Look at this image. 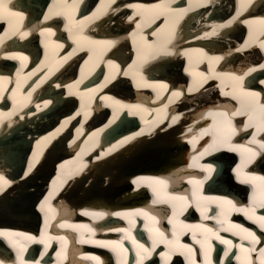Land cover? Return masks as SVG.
Masks as SVG:
<instances>
[{
	"label": "bare ground",
	"instance_id": "obj_1",
	"mask_svg": "<svg viewBox=\"0 0 264 264\" xmlns=\"http://www.w3.org/2000/svg\"><path fill=\"white\" fill-rule=\"evenodd\" d=\"M4 3L6 10L0 14V176L5 175L0 180V264H14L2 256L7 254L3 248L14 250L17 245L20 254L22 245L37 241L35 230H39L31 227L38 211L43 234L51 224L48 212L62 214L72 207L80 215L101 218L102 212L121 202L114 216L125 214L126 227L118 223L103 232L113 236H84L76 246L79 236L51 232L50 236L61 239L52 264H79L73 261L76 258L94 264L98 257L81 251L82 245L121 247L128 257L139 254L147 247L130 246L136 229L130 220L144 215L154 219L151 212L161 202L171 207L168 223H179V229L173 226L180 240L176 250L193 245L190 241L196 238L199 246L200 242L206 246L216 240V247L221 243L217 254L226 244L221 254L230 252L231 259L229 250H241L238 254L244 258L264 257L254 243H246L252 239H247L248 232L255 237L260 232L234 217L242 212L263 230L260 217L264 215L257 213L258 206L246 205L232 218L225 210L221 222L212 208L232 195L209 193L218 186L248 192L247 185L257 176L253 168L250 176L240 173V167L216 176L220 165L214 157L225 162L231 155L240 156L249 165L264 148L261 140L253 143L258 148L244 144L235 128L244 122L243 116L253 119L264 110V0H97V7L91 0ZM217 6L223 12L229 9V15L219 14ZM56 17L60 20H55V27L51 18ZM16 38L25 42L16 44ZM80 62V67H74ZM1 64L9 65L3 70ZM258 120L253 139L263 132L264 119ZM225 127L230 129L223 131ZM250 153L254 155L247 159ZM257 161L264 166V155ZM144 166L172 169L185 187L171 190L169 199L153 197L156 191L169 193L168 184H176L174 175L164 171L159 177L134 178ZM52 172L51 184L46 186ZM22 176L27 180H20ZM42 182L46 188L38 194ZM52 189L48 202L47 191ZM143 191L147 196L137 198ZM132 198L139 207L125 208V201ZM151 199L152 207L147 206ZM51 203L57 208L53 212ZM191 211H198L197 220L189 217ZM80 215L65 226L72 224L73 232L75 226L84 227L87 223ZM25 220L20 225H31L27 229L11 226ZM225 220L230 230L244 236L241 242L220 234ZM100 226L95 228L98 233ZM149 239L165 249L176 242L167 236ZM55 246L48 250L53 252ZM162 250L156 255H163ZM164 256L162 262L178 257ZM183 258V264H201L198 258ZM229 258L223 259L226 264ZM235 261L243 264L241 259Z\"/></svg>",
	"mask_w": 264,
	"mask_h": 264
},
{
	"label": "snow or ice",
	"instance_id": "obj_2",
	"mask_svg": "<svg viewBox=\"0 0 264 264\" xmlns=\"http://www.w3.org/2000/svg\"><path fill=\"white\" fill-rule=\"evenodd\" d=\"M5 10H6V5H5V3H4V0H0V14H2ZM217 59H218V58H217ZM262 67H264V66H262ZM253 95H255V94H253ZM262 146H264V145H262ZM3 179H4V177H3V176H0V180H3ZM227 203H231V201H228ZM260 219H261L262 221H264V217H260ZM261 226L264 227V224H262ZM209 231H211V229H209ZM241 231H247V230H245V229H241ZM247 234L252 238L253 241L256 240V237H255L251 232H248ZM217 239H220V238L217 237ZM223 242H224V243H228V241H223ZM113 243H116V244L118 245L119 242H113ZM141 247H143V246L141 245ZM182 247H183V246H182ZM146 251H147V250H146ZM260 251H261V252H264V248L260 249Z\"/></svg>",
	"mask_w": 264,
	"mask_h": 264
},
{
	"label": "water",
	"instance_id": "obj_3",
	"mask_svg": "<svg viewBox=\"0 0 264 264\" xmlns=\"http://www.w3.org/2000/svg\"><path fill=\"white\" fill-rule=\"evenodd\" d=\"M218 160H216L217 161V163H219V165H220V168H219V172H217V175L216 176H218L220 173H221V171L222 170H225L224 168H228L229 167V165L228 164H226V161L224 162L222 159H219V158H217ZM230 161H232V160H230ZM145 169V168H147L146 166H144V167H141V169ZM151 168H153V167H151Z\"/></svg>",
	"mask_w": 264,
	"mask_h": 264
},
{
	"label": "rangeland",
	"instance_id": "obj_4",
	"mask_svg": "<svg viewBox=\"0 0 264 264\" xmlns=\"http://www.w3.org/2000/svg\"><path fill=\"white\" fill-rule=\"evenodd\" d=\"M216 8H219V10H218V12H219V14H222V15H229V13H227V11L229 10H227V9H225V7H224V9H225V11L223 12V11H221V9H220V6H217V7H215L214 9H216ZM227 39H229V40H231L230 38H227ZM259 55V54H258ZM256 56V55H255ZM260 56V55H259ZM210 96V95H209ZM208 96V99H210V97ZM201 98V97H200ZM207 97H205V99H206ZM204 101V100H203ZM25 222H27V220H25V221H19V222H17L18 224H22V223H25ZM29 222H31V221H29Z\"/></svg>",
	"mask_w": 264,
	"mask_h": 264
}]
</instances>
